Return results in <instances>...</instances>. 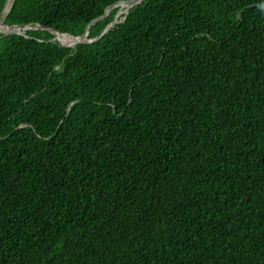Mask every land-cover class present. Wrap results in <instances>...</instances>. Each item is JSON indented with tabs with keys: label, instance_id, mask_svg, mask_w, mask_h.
I'll return each instance as SVG.
<instances>
[{
	"label": "trees",
	"instance_id": "16d2710c",
	"mask_svg": "<svg viewBox=\"0 0 264 264\" xmlns=\"http://www.w3.org/2000/svg\"><path fill=\"white\" fill-rule=\"evenodd\" d=\"M115 1L5 22L77 36ZM27 34L0 37V264H264V0H144L73 49Z\"/></svg>",
	"mask_w": 264,
	"mask_h": 264
},
{
	"label": "water",
	"instance_id": "95a60500",
	"mask_svg": "<svg viewBox=\"0 0 264 264\" xmlns=\"http://www.w3.org/2000/svg\"><path fill=\"white\" fill-rule=\"evenodd\" d=\"M13 1V0H11ZM119 0L115 1L114 3L108 5L102 15L92 19L85 27L84 31L77 36L68 34V33H62L59 30L53 28V27H45V26H41L40 24H35V25H18L14 22H10V23H6L5 22V16L7 14V12L9 11L10 8H8V4H9V0L6 1V4L3 8V15L0 17V25H3L5 28H7L6 30H0V35L1 36H6V35H10V34H18V35H22L24 37H29V35L27 34V32L29 30H34V29H46L47 31H49L53 36L52 37H48L47 39L43 40L42 38H35L38 41H44L47 43H51L52 46L57 47V48H61V49H73L76 46H81V45H89L91 43H94L95 41H97L98 39H100L105 33L109 32L115 25L119 24L120 22H123L129 11L133 8L136 7L137 5H139L140 3H142L144 0H139L137 2H135V4L132 6V8L130 10H127L126 12H124L123 14H121V16L118 18L119 16V8L117 9L116 13L113 15V17L111 18V20L102 28V30L94 37H89V29L92 25H94L96 22L103 20L105 17H107L109 15V13L112 11L113 8L116 7V4L118 3ZM57 34L60 35H68L72 38H74V41L69 43V44H57L53 42V39L55 38V36ZM49 39V40H48ZM68 108H67V112H68ZM26 125L25 123H22L20 125H18V127H22ZM35 132V131H34Z\"/></svg>",
	"mask_w": 264,
	"mask_h": 264
},
{
	"label": "bare ground",
	"instance_id": "6f19581e",
	"mask_svg": "<svg viewBox=\"0 0 264 264\" xmlns=\"http://www.w3.org/2000/svg\"><path fill=\"white\" fill-rule=\"evenodd\" d=\"M11 1V0H10ZM139 0H128L127 2L125 3H119V4H116V6H119V13L121 12H126L127 10H129L134 4L135 2H137ZM7 28H5L3 25H0V30H6ZM57 39H66V40H69V41H74V38L68 36V35H60V34H57L55 36V38L53 40H57Z\"/></svg>",
	"mask_w": 264,
	"mask_h": 264
},
{
	"label": "rangeland",
	"instance_id": "374dc122",
	"mask_svg": "<svg viewBox=\"0 0 264 264\" xmlns=\"http://www.w3.org/2000/svg\"><path fill=\"white\" fill-rule=\"evenodd\" d=\"M115 8H118V7H115ZM109 14H110V13H109ZM120 16H121V15H119L118 18H119ZM0 37H1V35H0Z\"/></svg>",
	"mask_w": 264,
	"mask_h": 264
}]
</instances>
